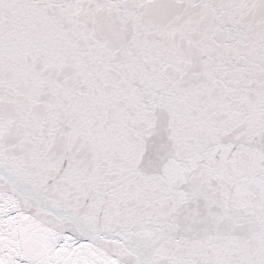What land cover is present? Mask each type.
Masks as SVG:
<instances>
[{"label": "snow or ice", "instance_id": "obj_1", "mask_svg": "<svg viewBox=\"0 0 264 264\" xmlns=\"http://www.w3.org/2000/svg\"><path fill=\"white\" fill-rule=\"evenodd\" d=\"M0 264H264V0H0Z\"/></svg>", "mask_w": 264, "mask_h": 264}]
</instances>
